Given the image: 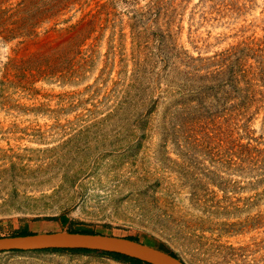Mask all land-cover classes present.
Listing matches in <instances>:
<instances>
[{"label":"rangeland","instance_id":"374dc122","mask_svg":"<svg viewBox=\"0 0 264 264\" xmlns=\"http://www.w3.org/2000/svg\"><path fill=\"white\" fill-rule=\"evenodd\" d=\"M63 219L264 264V0H0V239ZM54 250L0 264H129Z\"/></svg>","mask_w":264,"mask_h":264},{"label":"water","instance_id":"95a60500","mask_svg":"<svg viewBox=\"0 0 264 264\" xmlns=\"http://www.w3.org/2000/svg\"><path fill=\"white\" fill-rule=\"evenodd\" d=\"M119 248L125 249L122 251ZM90 250L116 252L148 264H185L182 260L150 245L128 238L96 234L45 233L31 236L0 239V252H34L44 250Z\"/></svg>","mask_w":264,"mask_h":264},{"label":"trees","instance_id":"16d2710c","mask_svg":"<svg viewBox=\"0 0 264 264\" xmlns=\"http://www.w3.org/2000/svg\"><path fill=\"white\" fill-rule=\"evenodd\" d=\"M81 233L82 234H91V233L86 232V231L81 232ZM131 240H133V239H131ZM54 251H59V250H54ZM77 251L94 252V251H90V250H77ZM97 253L106 254V255H108L110 257H113L114 259L129 263V264H148V263L142 262L139 259L132 258L130 256H126V255H123V254H120V253H116V252H98L97 251ZM171 254L175 257V255L173 253H171Z\"/></svg>","mask_w":264,"mask_h":264},{"label":"crops","instance_id":"0c3cea01","mask_svg":"<svg viewBox=\"0 0 264 264\" xmlns=\"http://www.w3.org/2000/svg\"><path fill=\"white\" fill-rule=\"evenodd\" d=\"M63 220H61V222L55 223V224L49 223V224H47V226H46V224H44L43 226H41L40 230H38L37 232H30V235L58 232L59 230L64 229L67 226V224L65 223V220L64 221Z\"/></svg>","mask_w":264,"mask_h":264},{"label":"bare ground","instance_id":"6f19581e","mask_svg":"<svg viewBox=\"0 0 264 264\" xmlns=\"http://www.w3.org/2000/svg\"><path fill=\"white\" fill-rule=\"evenodd\" d=\"M119 249H121V248H119ZM122 251H125V249H121ZM165 264H174V263H171V262H169V263H165Z\"/></svg>","mask_w":264,"mask_h":264}]
</instances>
